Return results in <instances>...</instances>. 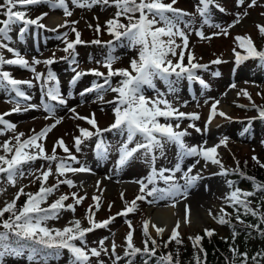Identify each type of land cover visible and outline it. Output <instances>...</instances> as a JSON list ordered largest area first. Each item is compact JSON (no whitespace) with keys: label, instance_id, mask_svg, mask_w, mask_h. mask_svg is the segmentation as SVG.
I'll use <instances>...</instances> for the list:
<instances>
[{"label":"snow or ice","instance_id":"snow-or-ice-1","mask_svg":"<svg viewBox=\"0 0 264 264\" xmlns=\"http://www.w3.org/2000/svg\"><path fill=\"white\" fill-rule=\"evenodd\" d=\"M257 0H251V3L247 7H253L256 5ZM41 3H47L55 10L57 8L62 9L66 16H71L72 12L69 10L66 0H3L0 3V15L4 18L0 19V90L6 93H14V103L16 107L11 112H20V102L30 101L32 97L22 88H33L36 85L34 81L39 82L42 93L41 104L44 111L49 113L45 119H52L54 122L45 125L39 132L32 130L33 134L26 139L21 140L24 133H16L14 139L15 144L11 143V140H5L0 144V149L3 150V154H0V175L6 177L7 181L15 186L17 177L25 175L23 166L25 164L34 163L38 159L48 161V167L46 170L40 169V176L36 179L40 181V187L35 193H25L21 188L10 202H6L3 208H0V264H4V257L7 255L21 256L27 250V258L33 261L34 264H48L50 260L60 259L64 250L69 253L68 264H91V258H99L102 253L109 254V248L104 246V239H101L99 248L89 247L86 240V235L97 228L107 227L115 217H109L104 221L97 222L95 220V214L100 209L101 196L93 195L92 200L95 202V211L93 206L90 205L85 213V217L88 220L89 227H82V222L79 219H73L68 222L63 228H50L48 227V221L59 219L61 210L72 211L76 210V206L81 204L87 197L80 196L77 193H72L71 197L68 194H61L58 199L54 200L48 207H42L47 202L49 196L59 190L61 184L68 187H76L75 182L72 179L59 177H66L67 173H90L92 170L70 151L65 144L63 138L58 139L52 149V153L48 154L43 141L48 137L50 133L57 125L62 122V117L55 116V105L45 101L56 102L58 105H67V98L62 95L60 89V82L57 76L49 68L47 73L37 72L36 65L44 64L50 66L55 63L53 58L47 60H38L33 58L31 62L24 58L21 53L15 48L9 46L12 41L10 33L13 31L14 26H20L18 35L21 39L29 31L30 27L44 28L45 25L40 23L47 13H42L35 18L28 15L27 8L29 6L38 5ZM71 3L80 8H92L96 5H104L107 7H115L117 11L112 19L107 20L106 28L108 34L113 37V40L102 42L99 39L93 40V44L104 43L110 48H114V42L127 41V46L137 50V56L132 58L129 62L128 68H113V64L119 59V57L109 53L103 60H97V64H102L107 68V74L99 71L96 68H92L84 71H77L73 68L75 75L70 81L71 85H75L77 81L84 75H94L103 79V83H96L85 88L80 95L84 96L90 92L102 93L104 91H111L116 93L113 100L107 101L109 104H113L114 122L109 125L108 128L101 129L98 126L95 113H92L90 117H81L76 114L74 108L70 111L77 115V118L85 120L92 126L95 131L89 129L80 128L79 136H74V147L76 152L81 151V145L85 140L92 137L97 138L95 144V151L98 157L106 158L111 146L106 144L102 138L104 132L116 130L121 135L125 136V139L116 149L118 153L117 159V171L126 166L131 160L136 158L137 153H142L143 158L150 165L149 174L143 179L135 180L134 183L139 185V194L135 197L130 204L126 202V207L119 213L118 216H127L136 210L137 201H145L148 197H152V200H148V203H158L160 201L171 200L172 205L175 206L176 198H187L189 190L202 178L199 172L192 174L193 169L200 163V159L205 162V167L210 162L211 164L218 165L220 172L219 175L227 176L229 171L239 172V163L235 169H226L222 161L218 158L217 149L224 145L226 146L227 137H224L219 143L212 146H207V141H204L201 145L189 146L185 142V137L190 135L187 129L180 130V124L177 122L175 126L171 123V120L175 119L179 121L181 118H187L192 121L200 119L198 113H185L179 111L174 107L172 101L168 99V96L175 92L173 77L175 80L187 79L188 81H198L199 84L208 89L210 87L200 76L196 74V70H207L208 65H202L194 63V55L189 49V36L180 27L181 23H184L186 27L191 25V21H185L184 17L192 14L174 7L177 0H71ZM245 0H237V5H244ZM215 5L219 11L224 12L225 9L216 4V0H198L196 5V12L203 18V23L209 26L220 28L221 32L213 33V36L228 34V28L233 27L240 22V13H236V19L232 24H229L227 28L222 27L219 24H211L209 18V6ZM139 13L137 16L136 14ZM243 15H247L245 11ZM121 17L127 19L128 23H122ZM98 19V18H97ZM77 23L76 21L72 22ZM67 26L61 25L60 27ZM88 27H93L92 24H88ZM261 35L264 36V25H257ZM95 30L100 33L101 26L96 24ZM71 31L75 33V39L68 41L66 38L68 33H64L65 48L64 52L69 53L72 58V63L78 65V61L75 59V48L79 44L85 43L80 38V32L76 28H72ZM196 35L201 39H210L206 37L202 29L196 30ZM177 38H180L182 43H177ZM235 40L238 42V46L245 50V55L236 52L235 48L233 53L235 55V62L239 65L242 61L247 59H257L261 66H264V49H257L250 36H237ZM7 41V43H6ZM179 49V51H177ZM4 50L12 54L11 59H6L4 56ZM187 52V64L185 61V54ZM69 57H62L61 59H68ZM213 64H220L222 61L216 59L212 61ZM19 66L27 69L33 73V78L29 80H20L13 78L9 71L4 70V66ZM219 72L214 75L219 76ZM120 77L116 86H112V78ZM156 80H161L167 85V92L160 91L156 87ZM54 82V83H53ZM145 86L153 89L156 95L149 97L145 94ZM233 84L231 87H235ZM242 94L251 100L250 94L247 90H241ZM260 95V93H257ZM69 96L71 93L68 94ZM98 98L103 100V95H99ZM207 103V101H206ZM219 100H215L210 109L208 120L205 124V129L197 127L195 124H190L189 127L193 128L197 133L206 131L208 125L216 115L221 117H227V114L223 111H217V105ZM39 105L27 104L23 111L38 109ZM243 107V105H240ZM252 107L258 112V117L264 120V106H258L254 102ZM11 112L0 114V135L6 131H16V125L4 119L6 115H10ZM160 118H163L165 123L160 122ZM248 132V128H245L241 135ZM137 137H140L137 140ZM166 143L175 144L179 148V156L181 161L185 157H199L200 159L194 160V162L188 166L187 170H183L181 162L177 161L173 168H157L156 161L158 159L156 153L159 151L163 154V149ZM264 143V141H262ZM130 145H134L130 147ZM60 147L67 155L59 157L56 154V148ZM253 160L260 163L258 158L253 156ZM55 163V176L56 183L51 186H46L49 177L53 175L52 164ZM74 165H80L74 167ZM264 167V164H260ZM181 172V179L183 184L176 180L175 174ZM167 173V175H166ZM33 174V173H29ZM242 174V173H241ZM109 179L111 177H108ZM253 180L254 191H244L238 187L233 188L225 197V203L232 207L236 212V219L240 220L241 209L244 215H252L257 217L260 224H264V212L260 210L261 205L252 207V200L250 197H254L258 192H264V184L255 182ZM146 181V182H145ZM158 181H163L167 187H157ZM229 187H233V182H227ZM100 181L96 182V188L98 191H103L99 188ZM151 185V187H149ZM21 195L26 196L24 204L17 208V200ZM73 200L72 204H66L65 201L69 199ZM124 193H121V199L123 200ZM111 209V205H109ZM5 213H8V217L5 219ZM191 208L189 205H185V223H190ZM209 215H213L209 210ZM231 214L227 213L224 208L220 209V215L214 217L217 223L225 224L230 221L225 219L226 216ZM129 231L125 236V256L134 257L137 254H147L154 256L156 254L157 242L149 233L150 221L145 220L143 222L142 231L145 239L143 240V249L136 247L133 243L134 227L130 220L126 221ZM260 224H250L248 227L255 229L264 236V229L260 228ZM151 227L155 229L157 235L164 232V228L158 227L152 224ZM180 222L177 221L175 227L172 229L169 242L175 240L177 244L181 243L178 239ZM205 235L211 236L214 230L205 229ZM236 233H233L235 237ZM193 241V247L199 245V242L203 239L200 235L189 237ZM79 241V244H77ZM149 243L152 247L149 248ZM116 243L111 244V254L115 256V261L118 262L121 257L116 255ZM167 247V242L165 243ZM201 248V252H203ZM234 257H240V264H248L249 256L245 253H240L238 249H232ZM206 255V253H205ZM264 260V253H256L251 257L253 264H260V260ZM196 264H201L200 257L195 256ZM98 264H105L104 261L98 260ZM131 264V262H129ZM161 264H174L171 253L161 257ZM234 264V262H233Z\"/></svg>","mask_w":264,"mask_h":264},{"label":"rangeland","instance_id":"rangeland-1","mask_svg":"<svg viewBox=\"0 0 264 264\" xmlns=\"http://www.w3.org/2000/svg\"><path fill=\"white\" fill-rule=\"evenodd\" d=\"M184 1V2H183ZM3 0H0L2 3ZM68 3L69 10L72 12L71 16H66L62 9L53 10L49 4L41 3L38 5L29 6L27 8L28 15L32 18L37 17L42 13H47L46 16L40 21L45 25V29L38 28V40L32 41V33L35 30V26L30 27L29 31L25 34L23 39L18 35L19 27L14 26L13 31L10 33L12 41L9 46L18 50L21 55L24 56L29 62L33 58L38 60H47L50 58L55 59V63L50 66L44 64L36 65L37 72L47 73L50 68L51 71L57 76L60 82V89L62 95L67 98V105H58L56 102L45 101L55 105V116L62 117V122L56 126L50 133L45 141H43L45 149L48 154L52 153L54 143L63 138L65 144L70 149L82 164H85L92 171V175L85 176L86 182L79 181L84 179L82 175L90 173H67L66 177H59L61 179L69 178L72 179L76 187H68L67 185L61 184L59 190L54 192L48 197L47 202L51 204L53 200L58 199L61 194H68L71 197L72 193H77L80 196H86L87 198L79 205L76 206V210L72 211L61 210L59 219L49 220L48 227L50 228H63L68 225V222L73 219H79L82 222V227H89L88 220L85 217V213L90 205L93 206L95 211V202L92 200L93 195L101 196L100 209L95 214V220L97 222L104 221L109 217H115V219L104 228H97L94 231L86 235L88 246L99 248V241L104 239V246L109 248V254H101L99 258L92 257L91 264H98V260H102L105 264H114L115 256L111 254V244L115 241L116 255L120 256L121 259L116 264H139L138 258L135 261H129L123 256L125 252V236L129 231L128 224L126 221L130 220L135 229L133 234V243L136 247H141V236L143 222L149 219L148 209L154 204H164L167 201H160L158 203H148V200H152V197H148L145 201L136 202V210L129 213L127 216H118L117 213L121 212L126 207V202L131 203L135 197L139 194V185L133 181L143 179L149 174L150 165L145 161L142 153H137L136 158L131 160L126 166L117 171V159L118 153L116 149L125 139L124 135H121L118 131L112 130L104 132L102 134L103 140L106 144L110 145V151L106 158L98 157L95 151V144L97 138L94 136L91 139H87L81 145V151L76 152L74 147V136H79L80 128L89 129L95 131L91 125L85 120L77 118L78 114L81 117H90L92 113H95V117L98 126L101 129L108 128L110 124L114 122L113 104L107 103L116 96V93L104 91L97 93L95 91L81 96L80 93L90 87L93 82L103 83V79L94 75L88 74L82 76L75 85H71L75 73L73 68L77 71L86 72L89 69L96 68L101 72L107 74L108 69L103 67L102 64H97V60H103L109 53L119 57V59L113 64V68H128L129 62L132 58L137 56V50L127 46V41L114 42V48H110L104 43L99 45L91 43L93 40L99 39L102 42L113 40V37L108 34L106 28V21L114 17L117 9L115 7H107L104 5H96L92 8H80L71 3V0H66ZM170 2V0H165ZM186 2V3H185ZM198 0H177L174 7L182 9L192 15L184 17L185 21H191V25L186 27L184 23L180 24V27L189 36V49L194 55V63L208 65L207 70L198 69L196 74L202 76L203 80L210 85L208 89L203 88L199 82H188L185 79L175 81L174 87L175 92L168 96V99L172 101L174 107L179 111L185 113H198L200 116L199 120L192 121L187 118H182L177 121L171 120V123L175 126L177 122L180 124V130L187 129L190 135L185 137V142L189 146L201 145L204 141H207V146H212L219 143L221 139L227 137L226 146L221 145L218 149V158L222 161L226 169H235L237 162L240 163L242 159L253 161V156L257 157L259 161L264 159V126L261 122L254 121L253 118L257 116L258 112L252 107V103H261L264 106V78L258 77L264 75V66L260 65L258 60L247 59L237 65L234 60L233 49L236 52H243L245 50L238 46V42L235 40L237 36H250L256 48H260L264 45V40H260L258 35H261L257 28V25H264V0H257L256 5L253 7H247L251 0H245L244 5H237V0H216V4L220 5L225 9L224 12L219 11L215 5L209 6V18L211 24H219L222 27L227 28L229 24H232L236 19V13H240V22L235 24L233 27L228 28V34H220L213 36V33L221 32L220 28L209 26L203 23V18L196 12V5ZM247 15H243L244 12ZM54 14L60 17L58 24H50L49 18ZM83 14V15H82ZM137 16L139 13L136 14ZM4 17L0 15V19ZM98 18V19H97ZM77 23L73 24L72 22ZM67 26L60 27L61 25ZM121 22L127 24L126 18L121 17ZM99 23L101 26L100 33L95 30L96 24ZM88 24H92L93 27H88ZM76 28L80 32V38L85 42L79 44L75 48V59L78 61L77 64L72 63V58L69 53L63 51L65 48L64 33H68L67 40L72 41L75 39V33L71 31L72 28ZM202 29L206 37L210 39H201L196 35V30ZM7 43V41H6ZM177 43H182L180 38H177ZM262 43V44H261ZM179 51V49L177 50ZM4 56L6 59H11L12 54L4 50ZM62 57H69L68 59H61ZM220 59L222 63L213 64L212 61ZM185 64H187V52L185 54ZM5 71H9L13 78L20 80H29L33 78V73L27 69L19 66H4ZM219 72V76L214 73ZM120 77L112 78V86L115 87ZM54 83V82H53ZM156 87L160 91L167 92V85L161 81L156 80ZM36 85L33 88H22L32 97L30 101H23L21 99L20 112H11L16 107L14 103L15 94L6 93L0 90V114L11 112L10 115L4 117L5 120L14 123L16 125V131H6L0 135V144L5 140H11V143L15 144L16 133H24L21 140L33 134L32 130L39 132L45 125L53 123L52 119H45L49 113L44 111L43 105L41 104L42 93L39 82L34 81ZM235 84L233 88L231 85ZM241 90H247L251 96L249 100L244 96ZM145 94L149 97L156 95L153 89L145 86ZM71 93L69 96L68 94ZM257 93H260L258 95ZM99 95H103V100L98 98ZM215 100H219L220 103L217 105V111H223L227 114L228 118L224 119L220 115H216L208 125L206 131L197 133L193 128L189 127L190 124H195L202 130L205 129L206 121L208 120L211 105ZM207 101V103H206ZM250 103V105L240 107V102ZM27 104L39 105L38 109L23 111V108ZM74 108L76 114L72 113L70 109ZM161 123H165L163 118H160ZM3 126H0L2 128ZM245 128H248V132L244 135L241 133ZM140 137H137L139 140ZM134 145H130L132 147ZM0 154H3V150L0 149ZM56 154L59 157H64L67 154L60 148H56ZM158 159L156 161V167L159 168H173L177 161H184L182 165L183 170H187L188 166L191 165L194 160L200 159L199 157H185L181 161L179 156V148L175 144L166 143L163 149V154L159 151L156 153ZM101 161L98 164L100 171H96L95 166L92 163ZM255 161V160H254ZM48 161L38 159L34 163L25 164L23 166L25 175L17 177L15 186L10 184L6 177L0 175V208L5 206L6 202L12 201L16 193L23 188L25 193H35L40 187V181L36 179L40 176V169L46 170L48 167ZM80 165H74L79 167ZM53 175L49 177L46 186H51L56 183L55 176V163L52 164ZM199 172L202 176L200 180L189 190L187 198H189V204L191 205V197L196 196L197 199H208L205 206L201 209L204 210L205 217H197V222L182 223L180 221V233L185 236L189 243L193 245V241L189 237H195L203 229L214 230L219 237H224L228 234L226 228L217 223L214 217L220 215V209L224 208L225 200L224 197L232 191V188L228 185V175H219L220 168L218 165L211 164L210 162L205 167L203 159L193 169L195 174ZM33 173V174H29ZM167 175V173H166ZM82 176V177H81ZM176 180L183 184L181 179L182 173L177 172L175 174ZM108 177H111L110 179ZM80 178V179H79ZM100 181L98 191L96 188V182ZM146 182V181H145ZM87 183V184H86ZM126 183L127 188L120 185ZM84 184V186H83ZM113 189L107 190L108 186ZM157 187L164 188L167 185L163 181H158ZM151 187V185H149ZM118 188V189H116ZM124 188V189H123ZM112 190V191H111ZM108 191V192H107ZM110 191V192H109ZM204 192H208L205 194ZM121 193H124L123 200L121 199ZM24 195H21V199ZM26 197V196H25ZM18 199V200H19ZM73 203L70 198L65 201ZM111 205V209H109ZM209 210H211V217L209 216ZM196 219V220H197ZM176 225V224H175ZM149 232L151 235L156 236V231L152 230L151 224L149 223ZM172 231H166L162 234L168 236ZM79 244V241H77ZM27 251L21 256L7 255L4 257V264H34L33 261L28 260ZM69 253L64 250L60 259L50 260L48 264H68Z\"/></svg>","mask_w":264,"mask_h":264},{"label":"trees","instance_id":"trees-1","mask_svg":"<svg viewBox=\"0 0 264 264\" xmlns=\"http://www.w3.org/2000/svg\"><path fill=\"white\" fill-rule=\"evenodd\" d=\"M264 126V121L261 124ZM249 161L242 159L239 163V172H233L230 174V179L233 182L232 188H240L244 191H254L253 180L248 179L252 177L256 183L264 184V167L260 164H264L263 161ZM242 173V174H241ZM252 200V207L261 205L260 210L264 212V192H258L256 196L250 197ZM19 208V207H17ZM227 213L231 214L226 216L225 219L229 220V223L223 224L228 231V234L224 237H219L217 233H213L210 237L205 235V231L200 232L197 235L203 237L199 242V248H203V252H198L188 239L179 232L178 239L181 243L177 244L175 240L169 242L170 236L158 237L156 242V254L150 256L147 254H137L141 258L139 264H161V257L171 253L174 264H196L195 256L200 257L201 264H240V257H234L232 249H238L240 253H247L249 256L248 264H253L251 257L256 253H264V236L260 232L253 228L248 227L250 224H260L257 217L252 215H244L241 209L240 220L236 219L235 210L228 206H224ZM8 213H5V219L8 217ZM260 228L264 229V224H260ZM236 233L235 237L233 233ZM145 239V237H144ZM167 242V247L165 243ZM152 245L149 243V248ZM206 253V255H205ZM258 260L260 258L258 257ZM260 264H264V260H260Z\"/></svg>","mask_w":264,"mask_h":264},{"label":"bare ground","instance_id":"bare-ground-1","mask_svg":"<svg viewBox=\"0 0 264 264\" xmlns=\"http://www.w3.org/2000/svg\"><path fill=\"white\" fill-rule=\"evenodd\" d=\"M60 20L61 19L58 15H53L51 18H49L48 21L50 24H58V22ZM258 77H260V79H261V77L264 78V75H260ZM99 162H101V161L96 160L97 164L92 163V165L95 166L96 171H100L99 170L100 168H98ZM183 164H185L184 161L181 162V165H183ZM87 175H92V173L82 175L84 179H81L79 181H81V183L86 182L88 178H86L85 176H87ZM127 185H126V183H123L120 185V188H122V187L127 188ZM83 186H84V184H83ZM110 189H113V188L109 185L107 187V190H110ZM116 189H118V188H116ZM204 193L208 194V192H204ZM176 201L177 202L175 203L174 207L171 206L172 205L171 200H168L166 204H154V205L150 206L148 209L149 210L148 211V215H149L148 221H150V224L151 225L155 224L158 227L164 228L165 229L164 232H166V231L172 230L175 227V224L177 221H179V222L181 221L182 223H185V205H189L191 208L190 222H192V223L197 222L198 221L197 217H199V216L205 217L206 216V214H204L205 209H201V207L205 206L207 204L208 199H204L202 201V199H197L196 196H192L191 200H190L191 205L189 204V198L185 199L183 197H177ZM152 230L155 231V229H153V228H152Z\"/></svg>","mask_w":264,"mask_h":264}]
</instances>
